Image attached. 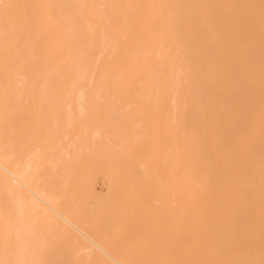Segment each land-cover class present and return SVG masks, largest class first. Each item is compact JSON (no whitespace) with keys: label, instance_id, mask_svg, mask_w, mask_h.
<instances>
[{"label":"bare ground","instance_id":"6f19581e","mask_svg":"<svg viewBox=\"0 0 264 264\" xmlns=\"http://www.w3.org/2000/svg\"><path fill=\"white\" fill-rule=\"evenodd\" d=\"M0 264H264V0H0Z\"/></svg>","mask_w":264,"mask_h":264},{"label":"rangeland","instance_id":"374dc122","mask_svg":"<svg viewBox=\"0 0 264 264\" xmlns=\"http://www.w3.org/2000/svg\"><path fill=\"white\" fill-rule=\"evenodd\" d=\"M101 182H102V179L100 178V176H98V178L96 179V183L98 184V187L100 186ZM161 195H162L161 187L159 186L158 189L154 193V204L155 205L158 204V201H159Z\"/></svg>","mask_w":264,"mask_h":264},{"label":"snow or ice","instance_id":"6c2138e0","mask_svg":"<svg viewBox=\"0 0 264 264\" xmlns=\"http://www.w3.org/2000/svg\"><path fill=\"white\" fill-rule=\"evenodd\" d=\"M7 7V6H6Z\"/></svg>","mask_w":264,"mask_h":264}]
</instances>
